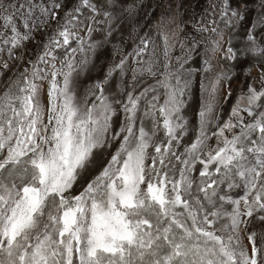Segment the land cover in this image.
Masks as SVG:
<instances>
[{
	"label": "snow or ice",
	"instance_id": "1",
	"mask_svg": "<svg viewBox=\"0 0 264 264\" xmlns=\"http://www.w3.org/2000/svg\"><path fill=\"white\" fill-rule=\"evenodd\" d=\"M0 264H264V0H0Z\"/></svg>",
	"mask_w": 264,
	"mask_h": 264
}]
</instances>
